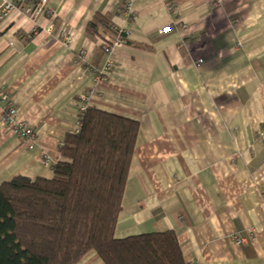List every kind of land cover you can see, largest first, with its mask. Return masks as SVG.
I'll return each instance as SVG.
<instances>
[{"label":"crops","instance_id":"0c3cea01","mask_svg":"<svg viewBox=\"0 0 264 264\" xmlns=\"http://www.w3.org/2000/svg\"><path fill=\"white\" fill-rule=\"evenodd\" d=\"M31 2L0 9V90L37 143L0 117V185L52 180L84 108L123 117L140 129L116 238L173 232L185 263L264 264V0ZM97 13L131 45L87 37Z\"/></svg>","mask_w":264,"mask_h":264},{"label":"trees","instance_id":"16d2710c","mask_svg":"<svg viewBox=\"0 0 264 264\" xmlns=\"http://www.w3.org/2000/svg\"><path fill=\"white\" fill-rule=\"evenodd\" d=\"M131 45L97 13L92 39ZM68 135L52 180L17 177L0 185V264H79L95 252L104 264H185L173 232L119 240L116 227L139 123L88 108Z\"/></svg>","mask_w":264,"mask_h":264},{"label":"built area","instance_id":"2783aa9c","mask_svg":"<svg viewBox=\"0 0 264 264\" xmlns=\"http://www.w3.org/2000/svg\"><path fill=\"white\" fill-rule=\"evenodd\" d=\"M48 3V0H42L43 7ZM41 8V11L43 10ZM0 9L2 12V19L8 18L11 15L17 13L20 15H30L34 12V7L31 0H0ZM44 11V10H43ZM42 11V12H43ZM171 30V28H169ZM63 45L66 49L71 50V52L76 56V58H84V52L80 44L72 45L69 36L63 38ZM105 53L110 54L113 48L104 47ZM112 65L108 64L106 67V72H110ZM84 102H87V98H82ZM87 108L82 110V113L85 112ZM0 117L2 122L10 129L12 135L22 141H26L31 145L36 144V135L32 127L21 117L19 116V111L16 103L8 96L5 91L0 90ZM81 129V121H78L76 124L75 130L73 133L78 134ZM46 167H50L48 158L45 157ZM232 242L235 245H241L245 242L244 239L239 238L238 236H233L231 238ZM185 264H198L194 262H187Z\"/></svg>","mask_w":264,"mask_h":264},{"label":"rangeland","instance_id":"374dc122","mask_svg":"<svg viewBox=\"0 0 264 264\" xmlns=\"http://www.w3.org/2000/svg\"><path fill=\"white\" fill-rule=\"evenodd\" d=\"M78 121H80V119Z\"/></svg>","mask_w":264,"mask_h":264}]
</instances>
